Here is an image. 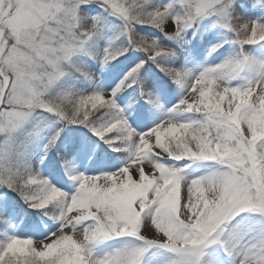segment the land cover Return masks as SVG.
Wrapping results in <instances>:
<instances>
[{
    "label": "snow or ice",
    "instance_id": "1",
    "mask_svg": "<svg viewBox=\"0 0 264 264\" xmlns=\"http://www.w3.org/2000/svg\"><path fill=\"white\" fill-rule=\"evenodd\" d=\"M257 48L264 0H0V264H264Z\"/></svg>",
    "mask_w": 264,
    "mask_h": 264
},
{
    "label": "rangeland",
    "instance_id": "2",
    "mask_svg": "<svg viewBox=\"0 0 264 264\" xmlns=\"http://www.w3.org/2000/svg\"><path fill=\"white\" fill-rule=\"evenodd\" d=\"M213 42H215V41H213ZM196 46L197 47L195 48V51H194L195 60H193L192 63H195L196 61H203L205 59H207L208 63H217V62H219L220 59H222V57L217 56L216 54H214L213 56H207L206 50H202L204 48V46L202 44L196 43ZM225 47H228V45H225ZM191 48H193L192 45H191ZM256 51L261 52L264 50L257 48ZM117 70L118 69L112 70L111 72H108L106 75L101 76L100 77V85L102 87H105V88H107L109 86V84L114 85L115 77L117 76ZM164 80L165 79L163 78L162 81L159 83L160 100H161V103L165 106V109H167V108L171 107L172 104H174L178 100L179 96H178V94H176V95L172 94L168 90L171 82H170V84L166 85L163 83ZM172 87L174 88L175 85H172ZM134 115H135V113H131L129 115L130 122H132V116H134ZM163 117H164L163 112L153 109V112L149 116V118L144 120L142 123L144 126H150L151 124L158 122V120L162 119ZM134 126H136V125L134 124ZM88 134L91 135V133H88ZM106 147L107 146H105V148ZM108 151L111 152V149H108ZM111 155L113 157V160H112L113 165L119 166L123 163L124 154H122V153H111ZM77 166L79 167V165H77Z\"/></svg>",
    "mask_w": 264,
    "mask_h": 264
},
{
    "label": "trees",
    "instance_id": "3",
    "mask_svg": "<svg viewBox=\"0 0 264 264\" xmlns=\"http://www.w3.org/2000/svg\"><path fill=\"white\" fill-rule=\"evenodd\" d=\"M168 43H169L170 46H171V42H168ZM192 47H193V49H195V48L197 47L195 42L192 43ZM199 49H200V48H199ZM137 55H140V54H137ZM126 63H127V61H126V60H123V58H121V63L117 64V65H116V68H114L113 70H115V69H119V68H123V67L125 66ZM108 72H109V71L106 69L104 72H102V73L100 74V77L106 75ZM161 75H162V74H161ZM164 79H165V80L163 81L164 84H166V85L170 84L171 81H167V78H164ZM84 131L87 132L86 129H85Z\"/></svg>",
    "mask_w": 264,
    "mask_h": 264
}]
</instances>
